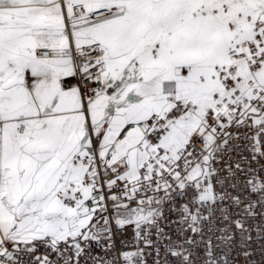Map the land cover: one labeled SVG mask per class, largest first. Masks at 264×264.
Returning <instances> with one entry per match:
<instances>
[{
    "label": "snow or ice",
    "instance_id": "6c2138e0",
    "mask_svg": "<svg viewBox=\"0 0 264 264\" xmlns=\"http://www.w3.org/2000/svg\"><path fill=\"white\" fill-rule=\"evenodd\" d=\"M0 264H264V0H0Z\"/></svg>",
    "mask_w": 264,
    "mask_h": 264
}]
</instances>
